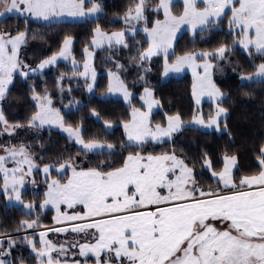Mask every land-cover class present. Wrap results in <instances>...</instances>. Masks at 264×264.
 I'll return each instance as SVG.
<instances>
[{"label": "snow or ice", "instance_id": "1", "mask_svg": "<svg viewBox=\"0 0 264 264\" xmlns=\"http://www.w3.org/2000/svg\"><path fill=\"white\" fill-rule=\"evenodd\" d=\"M88 2L92 3V7L86 12V0H0V6L3 7L0 16L13 11H24L48 20L65 14L75 17L100 11L99 3L95 0ZM202 2L205 6L201 9L198 7V0H183L182 14L173 15L172 0H159L157 8L164 10L165 19L157 20L151 30L144 29L151 38V44L146 52L140 54V59L157 54L161 49L167 57L172 46L171 41L181 25L189 24L195 30L197 27L215 24L225 14V9L229 8L231 11L229 25L241 30L242 38L235 42L243 45L245 49L254 47L258 54L264 55V0H202ZM144 11L145 0H139L134 8H129L125 20L145 19ZM26 35V32H20L16 36L0 32V99H3L6 86L11 83L13 72L20 66L18 48L25 42ZM123 37L124 32L108 35L97 28L92 43L99 47L102 42L107 41L111 46L113 41L117 44L123 43ZM70 43L71 39L66 38L64 48L59 54L61 57L67 58ZM227 51V46L222 45L216 53L199 55H219L223 58ZM196 55L186 53L177 56L172 64H168L166 59L165 74L169 71L179 72L185 64L198 67L193 64ZM56 60L57 57L53 56L43 61L39 67L53 64ZM253 66L256 71L250 75H242L241 79L251 81L259 78L264 81V62ZM212 67L213 65L204 63V75L197 76V83L193 84L194 95L197 88L201 94L206 93L214 97L223 95L211 80L209 70ZM87 68L88 65L85 64V69ZM84 75H87V71ZM117 81V88L113 89L110 86L109 90H123L127 98L130 94L124 88L123 82L119 81L118 77ZM91 87L89 85V90ZM144 91L146 96H151L147 88ZM141 99L145 97L142 96ZM199 102L197 99V104ZM44 103L50 104L51 101L47 97L41 101V110L31 117L30 125L39 121L41 125L57 122L63 126L59 113L44 108ZM146 103L151 110L152 104L156 102ZM226 111L224 108H218L216 117H210L207 126L216 124L218 117ZM148 116L149 113L140 112L139 109L133 110L131 123L124 125L129 141H136L139 144L149 136L153 140H158L169 136L180 126V117L177 115L168 118L167 128L157 125L153 131L149 127ZM193 120L197 124H204L203 117H194ZM0 123L7 126L2 111ZM64 130L89 151L113 147L111 144L105 145L98 141L85 143L80 138L79 128L73 129L69 126ZM4 151L18 167L5 168L6 158L0 156V172L5 174L3 190L7 193L11 185L16 201H20L21 193L17 186H22L24 181L23 176L17 179L16 174L23 171L20 167L23 164L29 165L30 173L33 164L24 145L18 149L6 148ZM18 156L22 159L17 160ZM261 157L258 161L262 168L259 174L244 176L238 183L233 180L229 167L236 163V158L224 157L223 172L212 175L214 177L218 175V182L222 181L223 186L232 191L229 194H220L216 191L205 192L199 188L193 178V170L175 154L160 156L129 154L123 166L112 171L97 169L77 171L73 168L72 177L67 183L62 185L59 181L53 180L48 185L46 199L40 207L52 204L58 212L60 204H66L68 208H73L74 205L84 207L85 211L82 214H65L63 219L89 221L73 225L71 228L73 232L96 230L93 234L94 244L72 245L80 248L79 254L82 256L93 253L96 256V264H101V253L112 254L108 255L103 264H112L113 259L117 261L126 259L127 264H264V148L261 149ZM60 167L63 169L66 165ZM43 170L47 173L49 167L45 166ZM9 173L13 177L11 181L8 179ZM24 207L31 209L35 205L27 204ZM216 222L226 223L227 227L218 228ZM22 223L32 228L37 221ZM42 243L44 248L37 251L40 264H66L59 258L67 253L63 245L56 247L47 240H42ZM52 252H56L57 256L53 257ZM0 264L8 262L0 259Z\"/></svg>", "mask_w": 264, "mask_h": 264}, {"label": "trees", "instance_id": "2", "mask_svg": "<svg viewBox=\"0 0 264 264\" xmlns=\"http://www.w3.org/2000/svg\"><path fill=\"white\" fill-rule=\"evenodd\" d=\"M95 2L101 6L99 13L81 21L43 23L25 14H9L0 18V32L12 36L27 33L19 54L21 68L27 75L17 71L0 102L7 123L27 125L37 111L32 97L47 96L65 124L80 128L83 140L113 145L111 149L87 152L57 129L42 128L31 144L38 164L57 165L77 157L82 160L83 167L109 171L121 167L129 154L175 153L193 170L197 186L204 191L211 187L228 189L211 177L203 165L205 159L209 160L213 170L218 171L222 168L224 156H235L233 179L236 182L241 176L260 170L258 161L264 144V81H245L241 80V76L254 72L256 68L253 65L263 61L264 55L254 50L245 52L239 47L230 48L234 41L227 29L230 13H225L217 21L219 27L208 25L195 33L188 30L181 32L167 55V59L173 61L186 53H216L222 45L227 46L228 51L223 58L208 56L213 65V82L223 96L215 104L204 100L201 105L205 115L211 114L215 105L226 109L225 117L221 119L225 129L217 132L184 126L165 140L134 144L127 141L123 125L131 118V108L141 107L140 92L148 87L159 103V108L151 112V124H164L165 115L171 113H177L183 121H188L195 112L192 79L185 72L162 80L164 55L160 53L141 60L140 54L148 46L141 30H136L134 35H126L121 44L93 49L91 40L97 28L104 32L129 28L121 18L136 4V0ZM91 5L86 1V7ZM157 6L158 0H145L146 24L161 17ZM66 38L72 41V58L57 61L41 72L33 73L31 69L42 59L57 53ZM87 52L92 53L91 65L96 72L92 84L82 74ZM200 58L197 57L198 60ZM112 72L130 92L129 103L107 94L109 73ZM39 175V170L34 172L35 178ZM40 184L35 190L28 187L22 192L23 200L36 201L33 210L25 211L21 206L10 203L11 200L7 201L1 190L0 176V243L8 253V264H39L37 251L40 243L37 237L44 231H37V228L54 222L50 210L43 211L37 207V202L43 197L44 185ZM24 221H37V224L28 228L22 223ZM52 230L55 229L45 232ZM76 235V240L82 237L78 233ZM66 238L59 236L56 242L62 244ZM31 239L33 242H30Z\"/></svg>", "mask_w": 264, "mask_h": 264}, {"label": "rangeland", "instance_id": "3", "mask_svg": "<svg viewBox=\"0 0 264 264\" xmlns=\"http://www.w3.org/2000/svg\"><path fill=\"white\" fill-rule=\"evenodd\" d=\"M86 1H88V0H86ZM138 2H139V0H136V3H138ZM179 3H181V5ZM135 5L132 8H134ZM158 5H159V0H158ZM204 6H205V4L202 2V0H198V7L202 9ZM236 6L238 7V4ZM91 7H92V5L90 7H86L85 6V11L87 12V9H89ZM183 8H184L183 0H172L171 11H172V14L173 15H180V14H182ZM158 10L161 11V13H162L161 14V17L160 18L153 19L150 24H146L145 19H140V20L131 19V20H127L126 21L125 20V15L126 14H125L121 18V20L126 24V27H128V25H129V28H125L124 30L122 29V30H114V31H108V32L102 31V32H104V33H106L108 35H111L112 33H115V32H124V37H123V42H124L126 35H134V33H135L136 30H141L143 32L144 37L148 41V46L144 50V52H146L147 49L149 48L150 44H151V38H150L148 32H146L144 29L147 28L148 30H151L154 27L155 22L157 20L163 21L165 19L164 10L162 8H159ZM0 11H3V7L2 6H0ZM227 12L230 13V17H231L230 8L229 9H225V13H227ZM98 13H99V11L96 12V13H91V14L85 15V16H75V17L68 16L67 14H65V15H61L59 17H55L54 16V17H52V18H50L48 20H44L42 18L35 17V16L31 15L30 13L24 12V11H21V12L13 11L11 13H6L5 15H9V14H19V15H22V14H25V15H28V16H30V17H32V18H34V19H36V20H38L40 22L48 23V22L58 21V20L81 21V20H84L86 18L95 17ZM132 14L135 15L134 12ZM5 15H3V16H5ZM143 15L145 17V14H143ZM3 16H0V18L3 17ZM221 17H223V15ZM210 25L212 27H219V25H218L217 22L215 24H210ZM207 26L197 27L195 30H193L192 27H191V25H189V24H183V25H181L180 28H179V30L176 32L174 39L171 41L172 46H173V43L175 41V38L181 32H183L184 30H188L191 33H195L198 30H201V29L206 28ZM227 29L231 32V34H232V36L234 38V41L231 44L230 48L239 47L242 51H245V52H249L251 50L256 51L254 47H250L249 49H245L243 47V45L235 42V41H238L239 39L242 38L241 35H240L241 30L239 28H237L235 26H230L229 25L227 27ZM16 35L17 34H15L13 36H16ZM94 37H95V31H94L93 38L91 40V45H92L93 49H96L98 47L95 46L92 43ZM112 44H117V43H115L113 41ZM22 45H23V43L20 44L19 45V48H18V59H19V61H20L19 54L21 52V46ZM103 45H109V44L107 43V41H104V42H102L101 46H103ZM172 46H171V48H169L168 54L170 53V51L172 49ZM8 48H9V51H10L11 46L9 45ZM63 48H64V43H63L62 48L57 53H53L52 55L47 56L46 58L42 59L37 64V66H35L34 68L31 69V71L33 73L41 72L44 67H47L49 65H45L43 68H41V67H39L40 64L43 61L48 60V59H50L53 56H56L57 57L56 62L57 61H67V60H70L72 58L71 57V43L69 44L68 51L66 53L67 58L61 57L59 55L60 52H61V50ZM157 53H160V54L164 55L163 71H162V80L167 79L169 76H180V75L184 74L185 72H187L189 74V76L191 77V79H192V92H191V95H192V99H193V102H194V105H195V112H194V115L192 116V118L190 120H188V121H183L180 118V122H179L180 126L175 131H172L169 136L161 137L158 140H153L149 136V137H146L145 138V141L157 142V141L165 140V139L169 138L171 135H173L175 132L179 131L184 126H192V127H196V128L204 129V130H216L217 132L223 131L225 129V126L221 122V119H223L225 117V113L221 114L218 117V121H217L216 124H213L210 127L207 126L208 125L209 118L210 117H216L217 110L220 107H218V106L215 105V108H214L213 112L211 114H207V115H205L203 113L202 109H201V105H202V103H203L204 100L213 102L215 104L223 95L220 96V97H214V96H209L206 93L201 94L199 88H197V90H196V95L193 94V84L194 83H197V76H203L204 75V68H203L204 63L207 62V63L211 64L209 62L208 56H201V58L198 60L197 57L200 56L199 54L201 52L194 53V54H197V55H196L195 60L193 61V64L194 65H198V67H195L194 68L190 64H185L179 72L169 71L167 74H165V62H166L167 57L165 56V54H164V52H163L162 49L161 50H158ZM175 60L169 61L167 59V63L168 64H172V63L175 62ZM91 62H92V53L91 52H87L86 59H85V61L83 63L82 74L84 75V73L87 71V75H84V76L85 77L87 76L90 79L91 84H92L94 82V80H95L96 72L93 70L92 65H91ZM261 62H264V60L261 61ZM73 64L74 65H77V63H74V62H73ZM85 64L88 65V68L87 69H85ZM50 65H52V64H50ZM22 69L23 68H21V64H20V66L13 72L12 77H13V75L17 71L20 72V73H22V74H24L25 71L22 70ZM211 69L209 71H210V75H211V80L213 82ZM254 72H252L250 74H253ZM250 74H248V75H250ZM258 79L259 78L254 79V80H258ZM245 81H248V80H245ZM9 85H10V83L6 86V90H7V88H8ZM110 86L113 89H116L117 86H118L117 76L113 72L112 73H109L108 91H107V94H109L111 96H114V97H119V98L123 99L125 103H129L131 95H129L126 98L123 90H111L110 91L109 90L110 89ZM145 88H147L150 91V93H151V96L150 97L149 96H146L145 91H144ZM145 88L140 92V95H139V103L141 104V107H132L131 108V110H130V112H131V118H130L129 122L128 123H125V124L131 123L133 110L134 109H139L140 112L149 113V116H148L149 127L152 128L153 131L155 130V128H156L157 125H160L163 128H167L168 127V123H169L168 122V118L169 117H175L178 114L177 113L166 114L165 115L164 124H151L150 123V115H151V112H153L157 108H159V103L154 98L151 89H149L148 87H145ZM126 91L130 94V92L127 89H126ZM142 96H144L145 99L142 100L141 99ZM33 97H39L40 98V99H33L35 101L36 105H37V111L35 112V113H37V112H39L41 110V108H40L41 101L45 97H47V96L40 97V96L34 95ZM47 99L50 100L49 97H47ZM197 99H199V101H200L199 104H197ZM1 100L2 99H0V102H1ZM146 101H149V102L155 101L156 102V103H153L152 104L151 110H149L148 103H146ZM43 107L44 108H50L53 111V113H55V112H58L59 113V111L55 107H53L52 102L50 104L44 103L43 104ZM0 111H1V109H0ZM59 117L62 120V125L63 126H61V123H57V122L44 123V124L41 125L39 123V121L35 122L34 125H30V121L31 120L28 122L27 125H19V127H13V126H16L17 124H9V123H7V126H6L5 124L1 123V126H0V156H5V158H6L5 159V163H4V167L5 168H7V169L17 168L18 167L17 163L8 155V153L6 151H4V149H6V148H12V147H16L18 149L21 145H24L25 146V149H26V153H27V155L29 156V158L32 161L33 167H32L31 172L29 173L28 172V169H29V165L28 164L20 165V167H22L23 171L22 172H18L16 174V178L18 179L19 177L23 176V181L24 182H23V185L22 186H20V185L17 186L18 187V190L22 194V192H24V190L26 188H28V187L33 188L35 190L38 186H41L42 185L40 183H43V185H44L43 186L44 187L43 188V197L37 202V207H38V209H41L43 211L50 210L54 222L52 224H50V225H42L39 228H37V231H39V230L44 231V232H41V233H44L45 234L43 236L41 235V233L38 234L37 239L39 240V243H40L39 244L40 249L38 251H40V250H42L44 248V244L42 243V240H47L52 245H54L56 247H59V246L63 245L67 249L66 255L59 257L60 260L62 262H66V264H75V262H79V264H96V256L93 253H88L87 256H82V255L79 254L80 253V248L78 246L77 247H72L73 244H76V245L94 244L95 243V239H94L93 234L96 233V230L95 229H88L86 232H79L78 235H81L82 237L80 239L76 240L75 237L77 236L76 235L77 232H73L71 230L72 226L75 225V224H81V223H85V222H89V221H80V220H77V221H67V220H64L63 219V216L65 214H67V215L82 214L85 211L84 207L82 205H74L73 208H68V206L66 204H60V206H59V212L57 211L56 207L53 206L52 204H48L47 206H45L43 208L40 207V205H42L43 202H44V200L46 199V193L48 192V185L51 184L53 180H57V181L60 182V184L63 185L65 183H67V181L72 177L73 168H75L77 171H81V170L87 171V170L92 169V168L83 167L82 160L79 159V158H77V157L74 158V159H72V160H67V161H64L62 163H59L57 165L47 164V165L41 166V165L38 164L37 160L34 157V154L32 153V150H31L32 145L31 144L37 138L38 132H39L40 129H42V128H53V129H57L58 131H60L64 135H66L79 148H81L84 151H87V152H97V151H101V150L109 149V148H106L105 147V148H102V149H94V150H91V151H89L87 149H84L83 146H82V144L78 143L75 137L69 136L68 132L64 130V129L68 128L70 125H67V124H65L63 122V119H62L60 113H59ZM194 117H196V118L203 117L204 124H197V123H195L194 120H193ZM70 127H72L73 129H77L76 127H73V126H70ZM124 131H125V135H126V138H127V141L128 142L134 143V144H138L136 141H129L128 135H127V132H126L125 128H124ZM80 138H81V136H80ZM83 141L85 143L90 142V141H85V140H83ZM100 143L107 145V143H104V142H100ZM262 148H264V144H263ZM140 154L141 155H144V156H148V155L160 156V155H164V154H175V153H161V154L140 153ZM175 156L178 159L182 160V158L179 157L177 154H175ZM226 156L227 157H235V156H231V155H226ZM226 156H224V157H226ZM224 157H223V165H222V168L220 170H218V171L213 170L211 168V166L209 167V160L208 159H205L203 161L204 167L209 171L211 177L213 179L217 180V181H218V175L216 177H214L212 175V173L220 174L221 172H223V170L225 168ZM260 158H262V157H260ZM16 159L17 160H20V159H22V157H19L18 156ZM61 165H66V167L62 169L60 167ZM235 165H236V163L234 165H229V167H230V174H231L232 178H233V171H234ZM45 166H48L49 167V171L47 173H45L44 170H43ZM37 170L40 171V175H39V177H36L35 178L34 172H36ZM112 170H114V169H111L109 171H112ZM261 170H262V168L260 170H258L257 172H255V173L248 174V175H243V176H241L240 178L237 179V182H239V180L242 177H244V176L258 175ZM25 173H28V174H25ZM0 176H1V184H2L1 190L4 192L3 189H4V182H5V174L3 172H0ZM12 178H13L12 177V174L9 173V175H8L9 181H11ZM219 183H220L221 187H224L222 181H219ZM214 186L218 188V186H216V185H214ZM210 191H216V192H219L220 194H229L232 191V189L228 188V189L223 190L222 188L215 189L214 187H211V188L207 189V191H205V192H210ZM5 196H6L7 201L11 200L10 203H12L14 205L21 206L22 209L25 210V211H31V210H33L35 208V207H33L31 209H28V208L24 207V205H27V204H33V205H35V202L36 201L35 200L25 201V200H23L22 195H21L20 201H16V199H15V193L11 191V185L9 187V191L7 193H5ZM66 222L67 223H70V224L65 225ZM216 226L218 228H225V227H227V224L226 223L221 224L219 222H216ZM50 229H67V231H59V232H57L55 230H52V231L45 232L46 230H50ZM59 236H65V237H67L64 243L58 244L56 242L57 239L59 238ZM30 242H33V239H31ZM52 255H53V257H56L57 256V253L56 252H52ZM108 255H112V254L111 253H108L107 255H105L104 253H101V256H100L101 264H103V261L105 259H107ZM0 259H4L5 261L8 260V253L1 247V243H0ZM39 264H40V261H39ZM112 264H127V260L124 259L122 261H117L116 259H113L112 260Z\"/></svg>", "mask_w": 264, "mask_h": 264}, {"label": "built area", "instance_id": "4", "mask_svg": "<svg viewBox=\"0 0 264 264\" xmlns=\"http://www.w3.org/2000/svg\"><path fill=\"white\" fill-rule=\"evenodd\" d=\"M68 224H70V223H67V222H66V224H65V225H68Z\"/></svg>", "mask_w": 264, "mask_h": 264}]
</instances>
